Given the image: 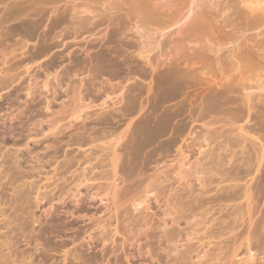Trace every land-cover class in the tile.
Returning a JSON list of instances; mask_svg holds the SVG:
<instances>
[{"label": "bare ground", "instance_id": "6f19581e", "mask_svg": "<svg viewBox=\"0 0 264 264\" xmlns=\"http://www.w3.org/2000/svg\"><path fill=\"white\" fill-rule=\"evenodd\" d=\"M177 10L178 14L175 15L174 11ZM46 21L47 24L44 26ZM175 27H178L175 32H169ZM42 28L45 30L38 35L37 32ZM83 35L86 42L84 46L86 57L84 73L81 70L79 75L88 73L87 77L91 82L87 83L89 86L84 92L87 91L82 95L88 97L93 90L96 95L104 91L106 88L103 89V86L95 88L99 78L102 80L106 78L107 83L111 85L112 80L116 79L128 83L136 77L152 76L154 80L146 88L147 104L144 106L140 101L144 94L142 90L138 89L136 84H131L124 93L122 91L125 87L111 86L114 89H111L110 94L114 96L118 93V97L104 94V99L100 96L102 101L97 106H93L91 102L80 105L78 112L72 114L70 118L75 121L84 112L82 126L76 129L75 137L69 136L65 146H76L84 151L76 155H72L73 151L63 153V161L57 164L56 169L63 171L52 177L54 183L63 181L61 186L52 183L32 188L33 183L26 181L32 178L33 172L38 169L23 171L17 155L19 148L27 144H22L21 140L15 141L7 134V130L10 132L13 126L12 122L18 121V115L22 116L25 113V110L24 113L18 110L23 105L19 104L20 107L15 108L14 102L19 98L17 94L23 92L26 96L24 104L30 102L39 108L32 116L30 124L35 130L30 129L25 140H31L38 145L53 136L56 145L52 143L49 147L54 148L60 144L63 139L60 141L59 136L70 127L61 130V119L52 111L49 116L46 115L49 104L55 97L48 101L47 97H43L42 91H49L47 88L50 76L53 81L57 79L56 84L50 89V92L51 90L53 92L61 89L65 79L71 74L76 76L80 71L82 65L79 59L70 58L71 67L57 75L55 61L58 54L54 51L64 47L59 53V56H62L68 49L64 42L69 39L76 40ZM17 36L20 40L15 39L17 41L15 42L14 38ZM215 36L226 38L227 42L215 43ZM35 37L39 42L37 50L29 54L30 56L10 64L18 55L24 56L23 50L27 43L25 39ZM88 38L94 43L87 41ZM5 43L9 49L6 46L5 50L8 51L2 53L0 99L7 102L8 109L15 108L18 115L17 113L12 115L11 111L7 119L12 126L4 128L6 130L4 132L0 131V136L1 133L7 136L0 137V181L6 179V185L19 189L13 193L14 196L10 200L0 199V264H36L33 252L18 248L15 232L28 236L39 232L33 230L36 220L31 210L36 208L35 205L46 199L47 206H50L55 195L58 201L64 200L66 195L75 199L81 195L79 189L81 186H84L86 196L93 192L89 193L92 195L89 198L94 201V206L100 204L96 212L102 208L104 210L102 214L110 216L106 220H101L99 216L94 220V214L92 215V226L83 233V236H86L84 251L79 250L80 246H75V239L71 241L73 249L68 251L51 249L46 241H42L44 244L41 246L39 258L42 257L40 259L44 260L45 264L51 260V253H56L61 256L59 264H103L108 255L107 248L103 247L109 243L110 246L119 247L128 263L125 250L135 239L131 232L138 234L145 224L148 225L150 210L148 203L151 200L157 203V193L160 192L163 182L168 179L166 176L161 179L162 171H159L157 165V169L154 170L153 163L160 156H164L167 162L165 157L176 150L181 161L179 171L176 173L178 175L176 180L180 183L175 189V196L164 200V218L171 217L169 227L173 230H169L164 220H159L155 228L150 231L147 228L149 232L146 237L154 236L153 231L158 230L156 241L163 240L165 244L163 252L166 253L170 264H225V259H234L238 256L235 250L228 255L229 240L223 238L228 239L236 231L238 221L243 223L242 214L225 212L219 217L214 216L221 214L225 208L230 210L234 207L233 201L237 200L235 196L240 188L243 189V194L238 197L248 198L250 184L257 179L256 175L260 173L264 161V0H0V45ZM98 46L105 50H97ZM163 49H167L164 56ZM154 52L160 54L154 57L152 56ZM50 55L49 58L53 62L49 68L42 71L44 80L41 91L38 92L39 76L31 75L28 72L29 67ZM40 68L44 67L38 66V69ZM22 74L27 75L24 83L12 87L20 81ZM31 80L34 81L32 87L29 84ZM68 86L69 83L66 84V88ZM10 88L11 92L1 94ZM192 90L196 93L194 91V94L189 93ZM73 92L72 98H75V89ZM37 98L42 100L35 103ZM92 108H97V111L87 114L86 111ZM110 108L112 111H108ZM228 118L231 122L233 120L241 125L230 123L219 130L214 127L222 119ZM88 120L91 125L88 124ZM122 120L123 129L119 133L114 131L106 136L104 132V135H95L96 128L112 127L114 122ZM42 123L49 124L46 132L43 131V126L41 127ZM71 123L69 121L68 125L71 126ZM243 123L246 126L251 124L247 131H244ZM39 127L41 129H37ZM12 130L18 132L16 128ZM78 131L81 132L78 134ZM234 131L237 133L234 134ZM246 137L258 141L259 144L263 142V145L255 150V142L249 143L253 149L250 152ZM8 141H11L16 149L1 154ZM181 143H187L185 150H182ZM184 151H187L188 155L184 154ZM189 156L194 159L187 165ZM56 162L57 159L54 160V163ZM149 166L154 173L152 169V173H149ZM75 167L74 172L79 173L68 182L66 175H72L71 170ZM148 174H153L152 179ZM135 176L137 179L132 181ZM191 177L198 182V192H193V188L191 190L192 184L189 182ZM144 181L148 182L147 185L144 184L141 196L133 202L126 201V196L141 189ZM2 186L0 185L1 189ZM253 187L251 186L252 189ZM32 191L35 198L30 197ZM211 192H214L216 197L210 198L209 200L214 201L208 203L204 196ZM218 193L227 196L221 198ZM32 200L36 203L29 205ZM125 202L131 203L130 206H126ZM87 206L88 201L84 200V213L88 212ZM215 206H218L219 211L213 210L215 215L212 213L211 217L206 219L205 216ZM50 217L48 214L45 216V225L48 224V220L53 221L49 219ZM203 218L205 222L202 221ZM181 219L185 220L183 231L177 225V220ZM114 223L112 230L110 228ZM256 224L258 223L253 224L254 230L258 226ZM249 228L250 223L248 230ZM260 228V234L264 235L263 225ZM50 231L62 234L60 228L56 226ZM47 232L42 230L40 235ZM183 232L185 238L182 240ZM250 233L247 231L245 235L243 242L246 248L244 247L245 252L243 256L241 255L243 258L238 263L248 264V261H251V264H256L258 259L259 264H264V241L255 234L253 242ZM115 235L122 237L119 244L114 238ZM36 238L39 239L37 236ZM30 240L31 238L25 243L26 246L30 245ZM249 242L254 243L252 248ZM99 244L102 245V249L98 255L95 249ZM37 245H41L40 242L34 246L35 250L38 249ZM139 249L137 247L139 257L145 255H141ZM119 259L112 261L113 264H123ZM234 262L233 260L232 263Z\"/></svg>", "mask_w": 264, "mask_h": 264}, {"label": "rangeland", "instance_id": "374dc122", "mask_svg": "<svg viewBox=\"0 0 264 264\" xmlns=\"http://www.w3.org/2000/svg\"><path fill=\"white\" fill-rule=\"evenodd\" d=\"M174 13H175V15H177L178 14V10L177 11H174ZM46 24H47V21L44 23V26ZM177 29H178V27H175V28L171 29L169 32H175ZM44 30H45L44 28L40 29L37 32V34L38 35L41 34V32H43ZM38 35H36V36H38ZM174 37L175 36H172V38H174ZM214 38H215V40H214L215 43L223 44V43H226L227 42L226 38H222L221 39V37H217V36H215ZM15 39L18 41V40H20V37L17 36V38L16 37L14 38V41L17 42ZM25 40L27 41V43H26V48L23 50L24 56L18 55L17 59L14 60V61H12L10 64L18 61L21 58H24V57L26 58L27 56H30L39 47V42H38V38L37 37L32 38V39H29V40L28 39H25ZM220 40H222L223 42L220 41ZM224 40H226V41H224ZM87 41H89L90 43H94L93 40H91L89 38L87 39ZM64 43H65V45H68V49H67V51L64 54H62V56L61 55L59 56V53H61L63 51V48L64 47L59 48V49H57V50L54 51L55 53L58 54L57 55L58 59L55 61V67L57 69L56 70L57 71V75H59L62 71L67 70V68H70L71 67L70 65H71L72 58L79 59V61L81 62V65L82 66L79 68L80 71H78L76 73V76H73L71 74V76L68 77V79L66 78L65 80L67 82L64 81V84L62 85V88L61 89H56V91L53 90V92H55V93H53L52 90L50 92V89H51V87H53L56 84L57 79H54V81H53L52 80V76H50L48 78L49 86L47 88L49 91L48 92L42 91L43 97H47L48 98V101H51L52 98L55 97V99L52 102H50V104H49V111L46 113V115H48V114L50 115V111H52V113L55 116H58V118L61 119L60 126L62 128H60V126H59V128L61 130L63 128L70 127L68 129L62 131V134L59 136V140L60 141H62V139H63V141L60 144H58L54 148H50L49 147V145L52 144V143H53V145H56V142L53 141L54 140V137L53 136L48 137V139L46 141H44V142L41 141V143L38 144V145H35L31 140H28V141L25 140L26 135L28 134V131L30 129L31 130L32 129L35 130L34 128L30 127V124L32 122L31 121L32 118H33L32 116L35 115V112L38 111L39 108L34 107V104H31L30 102H27L26 104H24L23 101L26 100V96L23 95L24 94L23 92H19L17 94V97H19V98H18L17 101L14 102L15 108H17L18 106L20 107L19 104L23 105L20 109H18L22 113L25 112L22 116L21 115H18V113L14 110L15 108H13V110L8 109L7 102L4 101L3 99H0V106L2 108V110L0 111V131L1 130L3 132L6 131L5 129H7L11 125V123H9V121L7 119L8 118V114L11 111H13V114L12 115H14V114L17 113L16 115H18V117H17L18 121H16V122H18V123H16L15 121H13L12 122L13 126L11 125L12 127L10 129V132H9V130H7L8 131L7 134H8V136L11 135L14 138L15 141H20L21 140L20 142H22V144H27L25 146L20 147L19 148V151L17 152V155L19 156V159L21 160V162H20V160H19V162L21 164L22 170L23 171H29L30 169H38V171H34L33 172L32 178H30L29 180L26 181V183H33L32 184V188H35V187H43V186L51 185L52 183H54V180H53L52 177L55 174H57L58 172L63 171L62 169L56 171V169L58 168V165L57 164L59 162L63 161V156H62L63 153H65V152H72L73 151V154L72 155H76V154L84 151V150L78 149L76 146H73V147H66L65 146V143L69 140V136L70 137H75L76 136V133H77L76 129L78 127H81L82 126V123H83L82 121L84 119L83 118L84 117L83 116L84 115L83 114L84 112L81 113V115H80L81 118L79 117V118L76 119L77 121L76 120L73 121L72 118H70V116L72 114H76L78 112V109L80 108V105L83 106L84 103L85 104H88L89 102H91L93 106H97V105H99L101 103L102 98L104 99L105 95H107V94L111 95L110 94L112 92L111 89L112 90L114 89L112 87H117V86L125 87V89L122 91V93H124L125 90L131 84H136L137 88L138 89L140 88L142 90V92L144 93V94L142 93L143 95H142V98H141L140 101L145 106L147 104V100H146V88L149 85H151L152 82H153V80H154V79H152V76H147L146 78L136 77V78L132 79L128 83H126V82L124 83L120 79H116V80H112L113 83L111 81L112 84L110 85V83H107L106 78L105 79L103 78V80H102V78H99V81H96L97 84H95V88L98 89L101 86H103V89L106 88V89H104L105 92L104 91H101L100 94L96 95L95 91L93 90L92 93H91V95H88V97H85L82 94H85V92L87 91L86 90L84 92V90L87 89V87L89 86L88 84L91 82V80L89 79V77H87V76H89L88 73H85V75L83 74L81 76L79 75L80 72H81V70H82V73H84V58L86 57L85 56L86 54L84 53V46H85V43H86L85 40H84V35L81 36V37H78L76 40H73V39L66 40ZM6 46H7V43H5L4 45H0V68H1L2 53H4L6 51L5 48L8 47V46L7 47ZM7 49H9V47ZM97 50L103 51V50H105V48H100L98 46ZM162 53H163L162 56H164L167 53V49H163ZM25 54H26V56H25ZM159 54L157 52H154L152 56L157 57ZM7 57H9V55ZM49 57H51V55L48 56V57H46V58L39 59L36 64L30 65L31 67H29L30 69H29L28 72H30L31 75H34L35 74L36 76H39L38 77V80H37L39 82V84H38V82H37V84H38V88L40 90H38V92L41 91V86H42L43 80H44V74H43L42 71H44L46 68H49L52 65L51 63L53 62L52 60H50L51 58H49ZM70 58H71V60H70ZM46 63H48V65ZM44 64H46V65H44ZM38 66L44 67V68L38 69ZM89 68H90V66H88L87 70H89ZM26 78H27V75L26 74H22L20 76V81H18L12 87L17 86L19 83H22V82L24 83V81L26 80ZM33 82H34L33 80H31V83L29 82V84L31 85V87L33 86L32 85ZM96 82H93V83H96ZM105 82H106V84H104ZM67 83H69L68 88H66V84ZM121 83H123V84H121ZM105 85H107V86L104 87ZM73 89H75V93H76L75 94V96H76L75 98H72V95L74 93L73 92ZM11 90H12V88L3 91L1 94L2 95H6L7 93L11 92ZM193 91H194V93H196L195 90H192L189 93L192 94ZM66 92H68V93H66ZM197 92H199V90H197ZM79 93L81 95H79ZM118 95L119 94L116 93V95H114V96L111 95V97H118ZM90 96L93 97V98H91ZM94 96H96V97H94ZM94 98H96V99H94ZM13 99H14V97L12 98V100ZM41 100H42V98H37L36 101H35V103L40 102ZM143 100H145V102ZM80 101H81V103H80ZM109 104L110 103H108V105ZM171 105H174V104H171ZM171 105H170V107H171ZM3 109H5V110H3ZM94 111H97V108H92V109L86 111V113L87 114H92V112H94ZM108 111H112V108H110ZM43 112H45V111H43ZM1 115H2V117H1ZM9 117L11 118V116H9ZM131 117H133V116H131ZM222 120L219 121L220 123L215 124L214 127L216 129L219 130L220 127H223L224 128V126L229 125L230 123H232V124H234L236 126L237 125H241V124H238V123L234 122L233 120L231 122V119L229 120V118H228V120H225V119H222ZM69 121L72 122L71 123V126L68 125V122ZM87 122H88V124H90V120H88ZM222 122H223V124H222ZM123 124H124V122L122 120L121 122L120 121L119 122H117V121L114 122L111 125L112 127H110V126H107V127H98V128H96L97 131L95 130V135H98V134H103L104 135V133H105V136H106L107 134H109L111 132H114V131H116L117 133H119L123 129V126H122ZM243 125H245V124L243 123ZM14 126H16V127H14ZM73 126H75V127L73 128ZM118 126L119 127L122 126V127L119 128ZM249 126H251V124H249L247 126L245 125L244 131L245 130L247 131L248 128H249ZM1 127H2V129H1ZM20 127H22V128H20ZM41 127H42V129H44L43 131L46 132L47 131V128L49 127V124L42 123L41 124ZM12 128L13 129L16 128L17 129L16 131H18V132H13ZM71 128H73V129H71ZM37 129H41V128L39 127ZM112 129H114V130H112ZM116 129H118V130H116ZM81 131H78V134ZM236 133L237 132L234 131V134H236ZM1 135L3 137L4 136L7 137L6 134L3 135L1 133ZM2 136H0V137L2 138ZM246 138H247V141H248L247 147L249 146L248 148L250 149V152H252L253 149H252V147H250L249 143L255 142V144H256L255 150H257V148L260 145H263V142L261 144H259L258 141H254V139H252L250 137H246ZM7 143L8 144L5 145L6 147L2 150L1 154H4V153H6L8 151L9 152H13L16 149L12 145V142L11 141H8ZM186 144L187 143H181L180 144V146L182 147V150H185ZM263 148H264V146H263ZM175 152H172L171 153L172 155L169 154V155H171L170 158H169V155L167 156L169 158V160H168L167 157H165L167 159V162L163 158L164 156H160V157L156 158L155 163H153L154 170H156L157 168H159V171H162L161 179L163 180V178H165V176L168 177V179H166L165 182H163V184L161 186V189H160V192L161 193L160 192H159L160 194L157 193V203H155L154 200H151V202L149 201V203L147 202L150 205V210L148 212V214H149L148 225H147L148 227L146 226V224L144 226L142 225L143 226V229H141L138 234H136V233L134 234L133 233L134 231L131 232V235L133 234L132 236H134L135 239H134V242L132 244L133 246L132 245L131 246H128L127 249L125 250V252H127V255H128V263L125 261V259L123 257V252L119 249V247H113L112 245L110 246L109 243H106L105 246L103 247V249H106L107 248L108 255L104 259L103 264H109L110 262H111L110 264H113V262L116 259H119L120 256H121L120 257L121 259H119V260L123 264H170V261H169L168 257L166 256V253L163 252V249H164L163 247H165V246H163V245H165L164 242H163V240L160 241L161 243L160 242H157L158 240L156 241V237L158 236V234H157L158 230L153 231V234L152 235H154V236H149L148 235L150 238L146 237V235H147V232H149L152 228H155L156 227V224L158 223L159 220H164L166 222V224H167V227L170 228L169 230H173L171 227H169V225L171 223V217L164 218V209H165L164 200L166 198L170 197V196L171 197L172 196L173 197L175 196V189L178 188L179 183H180L179 180H176V179H178V175L176 173H178V171H179V165H180L179 163H181V161H179V155L177 153V150ZM18 153H20V154H18ZM184 154L188 155V152L187 151H184ZM189 155H191V153H189ZM21 157H22V159H21ZM43 157H45V158H43ZM55 159H57V162L56 163H54V160ZM193 159L194 158L192 156H189L188 159H187L188 161H186L187 165H188V163L190 161L192 162ZM0 161H1V158H0ZM263 164H264V161H263ZM263 164L261 165L260 173H258L256 175V178L257 179L255 181L251 182V184H250V190L247 193L248 198H245L244 196L243 197L241 196L240 198L238 197L240 194L241 195L243 194V189L241 190V188H240V191L238 190L237 195L235 196V199H237V200L235 202L233 201V205H234L233 208H231L230 210L228 208H225L224 211L221 212V214H216L215 215L214 212H213V210H216V212L219 211V210H217L218 209V206H215L214 208H212V211H210V213L205 216L206 219H209L211 217L212 213H213V215H215L214 217H219L220 215L224 214L225 212H228V213H230V212H238V213H241L242 214V221H243V223L241 224V222L238 221V228L236 229V231L233 234H231L228 239L223 238L224 240H227V241L229 240L228 243H230V244L227 243V246L230 247V249L228 250V255H231L230 252L233 251V250H235V253L238 254V256L236 257L238 259H236V258H234V259H227V260L225 259V261H224L225 264H229V263L230 264H242V263H238V261L243 258L242 256H243V254L245 252L244 247L246 248V245H245V242H243V240L245 239V235H246L247 231H249V233L251 231V233H250L249 236H250V239L253 242H254V240H253L254 238L253 237H255L254 236L255 234L258 237L260 236L261 239L264 241V235L263 234H260L261 233V228L260 227L262 225L264 227V188H263V185H262V183L264 181V179H263L264 178V174H263L264 173V171H263L264 170V166H263ZM41 165L42 166H45V167L42 168ZM156 165H157V168H156ZM150 166H149V171L150 172L149 171L148 172L149 173H152L151 172V169H152L151 167L152 166L151 167ZM75 169H76V167L71 170V172H73L72 175H70V174L66 175V178L69 179L68 182H70V179L72 177H75L79 173V171L74 172ZM261 169H263V170H261ZM154 170L152 169L153 173H154ZM262 171H263V173H262ZM163 174H164V177H163ZM148 175L152 179V175L153 174H151V175L148 174ZM260 177H261V179H263V181L260 179ZM191 178L189 180V182L192 184L191 185V190L193 188L194 189V190H192L193 192H198V190H199L198 189V185H197L198 182H197V180L195 178H193V177H191ZM136 179H137V177L135 176L132 181H135ZM147 182L148 181H144L143 182V184L141 185V189H138L135 192H130L129 193L130 196L128 194L126 196L125 200L126 201L127 200L128 201L131 200L133 202L138 197H140L141 196V190H142V188L145 187V185H147ZM6 183H7V180L6 179L0 181V185H3L2 186V189L0 188V199H2L4 201L10 200L14 196L13 193L16 190L19 189L18 187L17 188L16 187L13 188L11 186H8V185H6ZM62 184H63V181L54 183V185H58V187L61 186ZM167 184H169V185H167ZM254 184H255L256 187L255 186L253 187ZM166 185L169 186V188ZM214 186H215V184L212 185V187H210V190ZM251 186L253 187V189L251 188ZM257 186H259V187H257ZM24 188H26V186ZM57 189L55 190V192L57 191ZM79 189L81 191L80 192L81 195L79 194V196L77 198H75V199H73L72 197H69L68 195H66L64 197V200L58 201V198L55 195V196L52 197L54 199V201L52 202V204L50 206H47V204H46L47 200L46 199H42L43 201L40 200L39 201L40 203L38 202L37 205H35L36 208H34V209L31 210L32 211V214H33V216H34V218L36 220L35 224L33 225V230H35L36 232L37 231H39V232H37L36 234L34 233L32 236L31 235L30 236H28V235H21L19 232L18 233L15 232L16 233L15 234L16 235V238H18V248L20 250H24L25 249V250H27L29 252H33L34 255H35L33 258H34V260H35L34 262L36 264L37 263L44 264L43 263L44 260L42 261L40 259L42 257L39 258V256H41V251H42L41 248L43 247V244H44L45 241H46L45 243H48L50 245L49 247L51 249H56V250L62 249V251H68V250L73 249L74 245L71 244V241L75 239V246H77V247L80 246L79 247V250L80 251H84V243L86 242V239H85L86 236L84 237L83 236V233H84L85 230H88L92 226V221H91L92 215L94 214L93 215V219L94 220H96L98 218V216L101 218V220H106L110 216V215H107L106 213L105 214H102V212L104 211L102 208L98 212H96L99 209L100 204L97 203V205L94 206V204H93L94 201H91L90 200L89 197H91L92 195H89V193L91 194L93 192H89L87 194V196H86V193L84 191V186H81ZM254 191H257V192L254 193ZM251 194L254 195V196H252ZM46 196L49 197V195H46ZM84 196H85V198H84ZM218 196L221 197V198L222 197L224 198V197L227 196V194L224 195V194L218 193ZM30 197L35 198L34 191H32V196H30ZM215 197L216 196H215V193L214 192H211V193L207 194L206 196H204V198L208 199V201H206L208 203H212L214 201V199H211V200H209V199L210 198H215ZM84 200L88 201V206H87L88 212H85V213H84ZM34 203H36V201L35 200H32V202L29 205L34 204ZM130 204L131 203H126L125 202V205L126 206H130ZM214 204H217V203H214ZM49 212L51 213V215H50ZM96 213H98V214H96ZM47 214L49 216L53 217V218H51V217L49 218V219H53V221L52 220L51 221L48 220V224L45 225L44 218H45V216ZM43 215H45V216H43ZM258 219L260 221H258ZM110 220L113 223V218H111ZM237 220H239V219H237ZM37 221H40V222L37 223ZM202 221L205 222V219L203 218ZM20 222L22 223L23 220H20ZM177 223H178L177 225H178L179 229L181 231H183L184 228H185V220H182V219L181 220H177ZM248 223H250L249 230H248ZM254 223H258V224H256L258 226L255 225L257 227V228H255L256 231L253 229V227H254L253 224ZM259 224H261V225L259 226ZM44 226H47V227L44 228ZM50 226H51V228H50ZM54 226L60 228V230L62 231V234L61 235L55 234V233H51L50 230L54 229ZM114 226H115V223L111 226L110 229L113 230ZM142 226H141V228H142ZM147 228H149L148 229L149 231H147ZM47 229H49V230H47ZM174 229L175 230L177 229L176 226H175ZM42 230H46L48 232L45 233V235L42 234V236H41L40 234H41V231ZM252 233H254L253 236H252ZM36 236L39 237V239H37ZM20 237H21V240H20ZM30 238H31V240H30L31 243H30V245L26 246L25 243L27 241H29ZM114 238L116 239L117 244H119V242H121V240H122V237L120 235H115ZM181 238H182V240L185 238L184 232L182 233ZM250 239H249V241H250ZM182 240L180 241V243L182 242ZM42 241H44V242H42ZM34 242H36V244L40 242V244H41L39 246L37 245L38 249H36V250L34 248V246L36 245ZM253 242L252 243L249 242L250 244H252L251 245V248H252V246H254V243ZM242 245H243V247H242ZM112 247H113V249H111ZM137 247H138V249L140 248L139 250H141L140 252H142L141 255L142 254H145V255H142L141 257H139V252L137 250ZM141 247H142V249H141ZM149 248H150L151 251L149 250ZM101 249H102V245L99 244L98 247L95 249V253H97L99 255ZM147 250H148V252L146 253ZM89 253H91V251ZM50 256H51V260L49 262H45V264H54V263L59 264L61 262V256L59 254L51 253ZM143 256H144V258H143ZM150 256L152 258H149ZM156 257H157V259H156ZM260 257H262V255H260ZM233 260L235 261L234 263H232ZM256 260L258 261V263L256 261V264H259L260 261L258 259H256ZM216 264H220V263H216ZM248 264H251V261H248Z\"/></svg>", "mask_w": 264, "mask_h": 264}]
</instances>
